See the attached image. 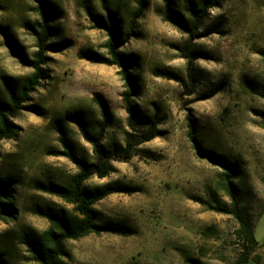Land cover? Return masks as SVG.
<instances>
[{
	"label": "rangeland",
	"instance_id": "obj_1",
	"mask_svg": "<svg viewBox=\"0 0 264 264\" xmlns=\"http://www.w3.org/2000/svg\"><path fill=\"white\" fill-rule=\"evenodd\" d=\"M53 8L50 43L62 49L47 52L49 76L30 95L16 118L18 134L0 145V169L16 180L17 219L0 221V247L9 260L32 264L21 242L23 230L43 232L46 218L35 214V203L58 197L33 188V180L50 175L65 179L77 171L64 155L58 126L65 128L76 151L92 160L94 153L83 131L65 118L82 110L89 128L102 120L99 99L111 125L107 144L122 143L129 125L125 85L118 65L83 57L95 52L106 58L109 30L95 17L113 13L118 50L133 58L129 70L136 92L138 118L154 120V139L137 145L131 157L113 162L104 178L89 184L120 182L118 192L95 207L105 221L131 227L134 233L90 234L66 243L67 264H233L240 253L237 220L209 209L229 202L218 189L220 168L202 157L198 148L224 154L239 163L254 231L261 246L246 264H264V0H219L210 10L192 48L196 81L188 76L185 57L190 34L172 18L189 17L185 0H145V11L131 28L137 0H48ZM37 0H0V98H6L3 78L20 83L33 72L20 60L33 59L35 29L41 20ZM215 30L211 33V31ZM128 32L132 34L128 37ZM126 40V41H124ZM19 79V80H18ZM246 81V82H245ZM193 119L195 139L189 134ZM93 129V128H92ZM259 256V261L254 259Z\"/></svg>",
	"mask_w": 264,
	"mask_h": 264
},
{
	"label": "trees",
	"instance_id": "obj_2",
	"mask_svg": "<svg viewBox=\"0 0 264 264\" xmlns=\"http://www.w3.org/2000/svg\"><path fill=\"white\" fill-rule=\"evenodd\" d=\"M38 11L41 20L38 22L39 30L35 29L37 37V50L33 53V59L26 60L20 54V60L33 68V72L22 77L20 83H15L13 78H3L6 86V98H0V145L3 140L11 139L21 129L15 118L24 110L32 106L26 103L30 95L41 85V81L49 76L44 67L47 63V52L52 49H62L63 45L50 43L52 37V26L49 20L52 17L53 8L48 0H37ZM138 8L131 20L132 26L142 17L145 8V0H137ZM219 0H185V9L188 18H172L179 23L183 30L190 34L185 57L188 59V76L196 81L195 61L198 54L192 48V42L199 35L205 19L210 10L217 7ZM113 13L107 17H95L99 27L109 30V40L106 47L111 58H106L95 52H84L82 55L94 62L118 65L124 80V102L129 113V125L135 128L140 123L139 134L127 133L125 144H107L106 132L111 125V119L104 103L99 99L101 105L102 120H97L94 127L89 128L82 110H71L65 113V118L76 123L83 131L85 139L91 144L94 153L92 160L80 155L64 127L58 126L60 140L63 144L62 150H54L57 155H64L75 165L77 171L65 179H56L50 175L33 180V188L58 197L67 206L57 204L53 201L35 203L32 211L49 222V226L43 232L34 230H23L20 232V240L28 251V261L32 264H67L64 257L67 255L66 243L68 240H77L90 234L116 233L130 235L134 233L131 227L114 221L102 219L95 205L102 199L118 192H129V186L120 182H107L104 184H89L88 181L97 176L104 178L113 171V162L131 157L137 145L154 139L159 134L157 124L154 120L146 117L138 118L136 106L133 104V96L136 92L134 76L129 70L133 67V58L118 50V33L115 32V20ZM215 30L211 31L214 32ZM128 32V37L131 35ZM126 41V40H124ZM19 80V79H18ZM246 82V81H245ZM189 134L195 139V125L192 118H188ZM199 154L210 163L220 168L218 189L226 193L228 203L213 205L209 209L231 214L238 222L236 235L240 244V253L233 264H246L258 247L261 246L257 240L253 219L245 200L244 187L242 185V169L239 163L212 150L198 148ZM16 180L4 174L0 169V221L15 220L19 214V208L15 202ZM0 234L1 235H7ZM259 261V256H254ZM187 264H202L200 260L188 257ZM0 264H18L9 260L5 250L0 247Z\"/></svg>",
	"mask_w": 264,
	"mask_h": 264
}]
</instances>
